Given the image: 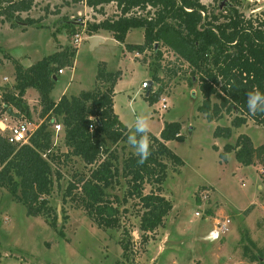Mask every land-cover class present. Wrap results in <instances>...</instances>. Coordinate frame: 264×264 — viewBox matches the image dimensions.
<instances>
[{
	"label": "rangeland",
	"instance_id": "obj_1",
	"mask_svg": "<svg viewBox=\"0 0 264 264\" xmlns=\"http://www.w3.org/2000/svg\"><path fill=\"white\" fill-rule=\"evenodd\" d=\"M202 1L210 13H226L223 1ZM238 7L246 16L264 18V0H238ZM100 8H93L84 1L36 0L34 7L22 16L41 17L39 23L19 26L0 23V90L16 82L12 58L30 66L57 51L61 45H70L78 51L73 66L63 68L62 74L56 73L57 81L51 92L53 99H59L64 93L78 95L82 90H92L97 83L108 84L96 78L101 62L109 71L121 70L122 78L116 84V102L126 125L133 123L140 113L148 115L152 132H157L165 120L183 123L185 140H173L168 144L185 164L178 169L166 159L169 167L163 194L172 201L173 208L165 218V225L152 234L148 243L141 239L139 226L143 208L137 198L120 202L121 228L104 230L85 210L75 207L70 198L63 202L66 188L75 174H88L90 168L77 156L63 157L53 163L55 184L49 196L57 211L56 228L43 216L28 215L26 206L13 200L12 195L0 187V264H259L244 257L243 245L247 242L243 235L249 233L259 246H264V169L260 163L240 164L234 151L228 153L227 161H222L219 150L213 145H220L222 151L226 143H235L238 135L244 132L257 144H262L264 125L251 122L234 128L229 138L217 139L213 134L215 127L231 125L232 117L225 115L219 121H209L198 110L203 100L198 80L192 78L187 62L164 48L159 72L161 80L154 81L152 89L161 88V94L168 95L170 108L162 117L159 113L153 114L158 102L150 104L146 100L148 89L142 85L152 80L156 64L154 51L148 49L136 58L126 49L125 43L105 29L100 31L104 41L92 47L89 24L119 15L116 2ZM72 28L75 33L71 34ZM76 34L82 37L79 43L75 41ZM143 42V28L129 31L126 43ZM4 76L7 81L2 80ZM25 98L32 110V121L21 119L36 129L45 120L41 117L37 90L28 88ZM213 100L217 98L214 96ZM5 116L0 114V118ZM18 121L7 119L6 123ZM59 122L62 120L58 119ZM53 135L55 147L66 152L64 130L53 132ZM109 146L116 148L121 158L134 152L127 140L109 143ZM57 170L62 174L60 180H57ZM121 180L122 183L110 192L122 200L127 185L124 178ZM152 188L146 185L145 192ZM250 207L251 212L247 211ZM196 211L201 215H196ZM65 215L68 216L66 220ZM226 218H229V230L218 240L209 239L211 229ZM62 229L64 236L60 234ZM124 230L130 232L133 241L128 257H124L119 244Z\"/></svg>",
	"mask_w": 264,
	"mask_h": 264
},
{
	"label": "trees",
	"instance_id": "obj_2",
	"mask_svg": "<svg viewBox=\"0 0 264 264\" xmlns=\"http://www.w3.org/2000/svg\"><path fill=\"white\" fill-rule=\"evenodd\" d=\"M35 1L0 0V23L8 22L10 26L39 23L41 17L22 16L23 12L34 7ZM72 1H86L89 6L100 9L116 1L121 14L90 23L91 33L88 35L105 29L132 52L143 53L152 49L156 63L152 70L153 82L161 80L159 72L164 49L187 62L192 78L199 82L203 97L198 110L209 121L219 120L225 115L232 117L231 125L215 127V137L229 138L234 128L249 121L264 125V113L251 114L246 95L253 88L264 93V18L246 16L239 9L238 0L227 1L223 5L225 14L210 13L200 0ZM148 5L155 11L144 12L146 16L127 15L135 6L145 11ZM150 16L152 18H148ZM137 27L144 29V42L126 43L129 31ZM72 33H75L73 28ZM77 51V48L67 45L30 66L11 59L15 65L16 82L12 87L0 90V114L7 116V108L12 107L18 110L21 118L32 121V110L25 94L28 88L34 87L42 106L41 117L45 120L34 130L29 142L22 145L10 143L6 134L0 133V187L5 188L13 200L22 202L28 215L43 216L56 228L57 211L49 198L55 184L53 163L63 157L77 156L90 166L89 173L75 174L66 188L63 202L70 198L75 207L85 210L98 227L106 230L122 227L120 202L137 198L143 208L139 226L141 239L148 243L153 238L152 234L165 225V218L173 208L172 201L163 194L169 167L166 159L178 169L185 164L168 144L173 140H185L183 123L165 121L159 135L150 133L151 155L144 164L137 163L138 157L134 152L121 158L118 150L109 146V143L127 140L126 124L114 110L115 85L122 76L121 70L109 71L101 62L96 78L108 84L97 83L92 90H82L78 95L63 94L58 101L51 97L57 81L56 73L59 69L73 66ZM161 92V88L151 89L145 98L153 104ZM214 96L217 100H213ZM54 118L62 120L66 152L55 147V131L51 124ZM11 119L19 120L16 117ZM213 147L219 150L216 144ZM232 151L242 165L260 163L264 166V143L255 145L246 133L238 135L235 143L224 145L219 152L221 160L227 161V155ZM61 178L62 174L57 170V180ZM122 178L127 190L121 200L110 189L120 185ZM146 185L153 187L150 192H145ZM67 218L65 215L64 220ZM123 233L119 244L124 257H128L133 245L132 236L127 230ZM60 234L64 236L63 229ZM243 238L247 242L243 245L244 257L264 264V246H259L249 233Z\"/></svg>",
	"mask_w": 264,
	"mask_h": 264
},
{
	"label": "built area",
	"instance_id": "obj_3",
	"mask_svg": "<svg viewBox=\"0 0 264 264\" xmlns=\"http://www.w3.org/2000/svg\"><path fill=\"white\" fill-rule=\"evenodd\" d=\"M200 1L204 4L202 0ZM209 1L214 2V0H209ZM225 1L227 2L231 0H225ZM251 1H255V0H251ZM113 2H116V1H112L111 3ZM188 10H191V9H188ZM148 11H155V8H153L151 5H148L144 11L142 7L135 6L127 13V15L128 16H131V15L146 16L144 12H148ZM118 12L120 15L121 14L120 9ZM202 14L205 15V12L203 10H202ZM148 18H152V16ZM80 40H82V37L80 36V34H76L75 41L79 43ZM62 72H63V68L59 69V73H62ZM2 80L7 81L8 80L7 76H4ZM148 86H149V81H144L142 87L145 89V88H148ZM157 102L158 104L154 107L153 114L159 113V117H162L164 112L170 108V100H169L168 95L161 94ZM7 119H11V116L9 114L5 116L4 118H0V133L7 131V134H6L7 140L13 144L22 145L24 143L29 142L30 136L34 132L35 128L34 129L31 128L27 121H23L21 119H19L17 123L7 124L6 123ZM51 124L56 134L59 133L62 129H64L63 124L61 122L58 123L56 118L51 120ZM196 215H201V212L196 211ZM228 222H229V218H226L223 221H219L214 226V228H212L211 231L209 232L208 238L211 240L220 239L222 235L229 230Z\"/></svg>",
	"mask_w": 264,
	"mask_h": 264
},
{
	"label": "clouds",
	"instance_id": "obj_4",
	"mask_svg": "<svg viewBox=\"0 0 264 264\" xmlns=\"http://www.w3.org/2000/svg\"><path fill=\"white\" fill-rule=\"evenodd\" d=\"M246 95L249 112L253 115L257 112L264 113V93H261L257 88H253ZM126 127L128 129L126 133L128 144L138 157L137 163L142 165L151 155L150 119L148 115L140 113L136 115L134 122L126 125Z\"/></svg>",
	"mask_w": 264,
	"mask_h": 264
},
{
	"label": "crops",
	"instance_id": "obj_5",
	"mask_svg": "<svg viewBox=\"0 0 264 264\" xmlns=\"http://www.w3.org/2000/svg\"><path fill=\"white\" fill-rule=\"evenodd\" d=\"M99 21H101V20H97L96 22H99ZM101 31V30H100ZM100 31H98V32H96L95 34H93V35H88V36H100L101 37V35H100ZM112 34V33H111ZM113 36V35H112ZM104 41V40H103ZM99 42H102V41H99ZM61 47H64V46H59V48H61ZM132 52V51H131ZM133 54H134V56L137 58V57H139V55H140V53H138V52H136V51H133L132 52ZM62 73H64V69H63V72ZM62 73H59V74H62ZM122 75H123V73H122ZM122 78V76L119 78V79H121ZM119 79H118V81H119ZM117 81V82H118ZM117 84V83H116ZM139 93V91L138 92H136L135 93V95L136 94H138ZM64 94H67V93H64ZM117 94H118V92H117V90H116V85H115V94H114V110H115V112L118 114V116H119V118H120V120H121V118H122V116L119 114V111L117 110V102H116V97H117ZM63 95V94H62ZM68 96H70L69 94H67ZM129 95H130V93H129ZM134 95V96H135ZM131 96V95H130ZM60 99V98H59ZM59 99H57V101L59 100ZM56 100V99H55ZM13 111H16L17 112V110L16 109H13ZM224 118V117H223ZM21 119V118H20ZM222 119V118H221ZM221 119H219V120H221ZM22 120V119H21ZM219 120H215V121H219ZM122 121V120H121ZM166 121V120H165ZM123 122V121H122ZM251 122L252 121H249L247 124H245V125H248V124H251ZM124 123V122H123ZM125 124V123H124ZM164 122L162 123V126L159 128V130L157 131V132H153L154 134H156V135H159L160 134V131L162 130V128L164 127ZM242 126H244V125H242ZM238 128H240V127H238ZM152 132V131H151ZM245 133V132H244ZM7 134V133H6ZM247 134V133H246ZM250 136V135H249ZM251 137V136H250ZM217 139H222V138H225V137H216ZM252 138V137H251ZM252 140H253V138H252ZM171 141H169L168 143H170ZM253 143L255 144V145H260V144H257L254 140H253ZM217 146H219V152H220V150H221V146L220 145H218L217 144ZM261 169L263 170L264 169V166L263 165H261ZM264 171V170H263ZM251 212V211H250ZM255 240V239H254ZM256 241V240H255ZM259 245V244H258ZM1 258V257H0ZM255 262V261H254Z\"/></svg>",
	"mask_w": 264,
	"mask_h": 264
},
{
	"label": "water",
	"instance_id": "obj_6",
	"mask_svg": "<svg viewBox=\"0 0 264 264\" xmlns=\"http://www.w3.org/2000/svg\"><path fill=\"white\" fill-rule=\"evenodd\" d=\"M222 3H223L222 5H224V4L226 3V1L223 0ZM90 41H91V45H92V47H93V46H95L96 44H98L99 41H103V38L100 37V36H91V37H90ZM55 77H56V76H55ZM153 83H154L153 80H150V81H149V86H148V88H147L148 90H147L146 95H148V94L150 93L151 89L153 88ZM6 112H7V114H9L11 117H16V118H18V119H20V118L22 117L21 114H20L19 112L13 111L12 107H8L7 110H6Z\"/></svg>",
	"mask_w": 264,
	"mask_h": 264
}]
</instances>
